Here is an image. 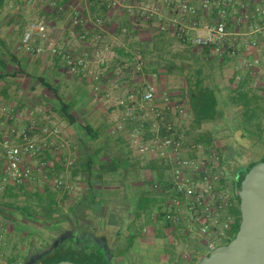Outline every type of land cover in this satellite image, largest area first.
<instances>
[{"label":"crops","instance_id":"obj_1","mask_svg":"<svg viewBox=\"0 0 264 264\" xmlns=\"http://www.w3.org/2000/svg\"><path fill=\"white\" fill-rule=\"evenodd\" d=\"M66 1H70L64 10L66 17L62 15L58 20L50 21L55 25L51 38L75 54L87 51L92 58L94 51L102 53L98 69H95L100 76L97 96L95 82L85 75L71 74L60 58L48 52L36 55L20 49L28 25L45 20L35 2L25 5L20 0H0V106L12 111L10 118L0 113V264H23L30 236L25 228L34 223L31 220L33 210H40L45 204H57V212L66 215L77 204H88L86 214L93 223L98 215L94 210L100 207H110L107 215L113 216L110 213L119 205L140 204V200L135 201L133 197L138 192L146 195L153 192L156 195L159 201L151 207L153 210L163 203L159 193L153 190L154 181L133 180L134 174L130 170L135 167L138 172L147 174L157 171L149 167V161L139 156L130 143V134L139 126L144 113L139 106L142 93L149 84L156 87L152 102L156 110L162 112L184 137L189 136L188 130L196 131L188 137L189 142H212L220 150L224 162L225 152L217 144L224 141L235 144L239 138L257 139L255 134L244 131L242 106L238 104L244 91L238 90L236 82L239 60L242 56L251 59V53L219 58L207 48L183 44L173 34L159 31L156 22L132 20L124 10H113L92 0ZM73 7H77L85 19V26L79 27L77 32L67 20ZM97 15H101L104 21L103 38L96 46H91L82 42L78 35L87 32L88 39L93 37L96 28L92 22ZM201 17L206 25L215 21L214 13L207 16L201 13ZM194 65L198 67L194 68ZM178 79L184 82L179 88L175 86ZM199 83L201 90H212L217 99V114L201 123L188 109V84L194 89ZM257 92L264 96V89ZM62 103L68 105V111L75 118L73 124L63 118ZM127 105L134 106L136 119L122 130H117ZM31 122L38 127L59 130L60 137L50 139L56 144L64 140L70 147L63 150L60 156L46 149L45 157L52 163L47 178L37 176L34 181L19 186L3 184L5 157L2 141L10 137L13 126L29 125ZM83 126H89L95 138L88 136L82 130ZM88 156L95 160L91 185L82 169ZM67 159L72 160L74 165L66 167ZM111 161L117 166L116 171L105 174L103 180L97 179L95 176L100 174L101 164ZM59 175L76 185L73 192L58 190L51 185V178ZM234 180L232 178L230 182ZM230 214L235 220L234 214ZM164 227L165 224L160 222L156 228L148 224L149 235L139 239L137 246L146 249L153 245L163 254L175 252V245L188 244L185 252L180 253L185 255L192 250L190 255H193L185 264H193L194 258L201 252L200 241L203 240L189 239L179 228L169 231ZM165 240L170 244H166Z\"/></svg>","mask_w":264,"mask_h":264},{"label":"built area","instance_id":"obj_2","mask_svg":"<svg viewBox=\"0 0 264 264\" xmlns=\"http://www.w3.org/2000/svg\"><path fill=\"white\" fill-rule=\"evenodd\" d=\"M20 1L25 5L35 2L40 10L49 7L63 12L66 9L62 0ZM92 1L113 10H124L134 21L156 22L159 31L173 34L183 44L207 48L219 58L251 53V59L242 56L239 60L236 81L242 83L248 78L250 88H264V0ZM201 13L206 16L214 13L215 21L211 25L204 24ZM67 20L73 29L85 26V19L77 7L69 12ZM92 23L96 28L93 37L88 39V33L82 32L78 38L96 46L103 38L102 16L97 15ZM54 28L55 25L47 20L31 22L22 36L20 49L36 55L48 52L60 58L71 74L85 75L95 82L97 96L100 76L95 69H98L102 53L96 50L92 58L87 51L72 53L51 38ZM155 95L153 84L142 93L139 108L144 113L139 126L130 134L131 146L142 158L158 163L163 177L154 182L153 190L163 199L158 207L163 213V222L177 226L189 239L203 240L200 244L209 252L229 238L234 221L229 211L237 205V189L228 180L223 155L214 148L189 142L152 105ZM134 110L133 105L125 107L117 130L136 119ZM0 113L10 118L12 111L0 106ZM59 134V130L38 127L35 122L10 128V137L2 141L5 164L1 182L19 186L34 181L37 176L47 178L52 163L45 157L46 149L60 156L70 147L64 140L56 144L50 139L60 137ZM73 165L72 160H66V167ZM64 178L63 175L51 178V185L73 192L75 186Z\"/></svg>","mask_w":264,"mask_h":264},{"label":"trees","instance_id":"obj_3","mask_svg":"<svg viewBox=\"0 0 264 264\" xmlns=\"http://www.w3.org/2000/svg\"><path fill=\"white\" fill-rule=\"evenodd\" d=\"M70 2V1H69ZM69 2L62 0L61 4L65 8L68 7ZM93 5V3H92ZM45 20L47 21H56L60 16L66 17L65 11L58 12L52 8L45 7L42 10ZM68 25L70 26L69 22ZM75 32L80 31V28L74 29ZM79 33V32H78ZM248 78L245 79L242 83H238L237 87L239 91H244L239 97V103L242 106L243 120L245 121V132L252 133L257 136L259 141L264 138V120H262V114L264 113V96H260L257 91L264 88H250L248 85ZM233 85L234 82L232 83ZM190 89L188 109L191 114L194 116L195 120L198 123H201L205 120H210L215 117L217 114V99L213 94L212 90L204 89L201 90V84L199 83L194 89ZM254 90L256 92H252ZM62 116L69 123L73 124L76 122L75 118L70 114L69 107L65 103L61 105ZM145 126H147L145 124ZM82 130L87 133L88 136L95 138L94 131L89 126H83ZM200 144L205 145L208 148H214L218 152L220 150L212 144L210 141H201ZM264 159H261L262 161ZM94 157L88 156L85 165L82 166L83 173L88 176V184L91 185V180L93 178L92 168L94 165ZM259 161V162H260ZM257 161L249 163L245 167L237 168L234 173L233 181L236 189L239 188L241 182L243 181L247 172L255 165ZM148 165L153 170L159 172V166L157 161L152 160L148 162ZM117 169L114 162H105L100 166V174L95 177L99 180H103L105 174L114 173ZM162 174L159 172L157 179L153 181L162 180ZM154 183L152 184V186ZM237 205L234 210H230L235 216L232 227L229 232V238L225 240L222 244L230 242L234 235L236 234L240 222V210L238 206V197L236 196ZM88 204H77L76 207L72 208L67 215H65L64 220H71L73 223L72 232H67V234L60 235L55 240L49 244L43 251L28 257L25 263L27 264H53L57 262L70 261L76 264H120L130 252L134 251L139 239L144 236L149 235L147 232V225L151 227L156 223H164V230H174L177 229V226H174L170 222H163V213L161 210H153L151 207H144L141 209L139 204H122L116 207L112 211L113 216L109 215V220L113 223H105L104 216L96 215L97 219L100 220L90 222L88 220L86 211ZM57 204H45L40 207V212H33L35 220H41L44 224L52 223L58 224L60 222V217L57 213ZM29 211V208L27 209ZM234 211V212H233ZM81 219L84 221L81 224ZM87 219L88 221H85ZM107 224L110 226H116L120 230L117 233L115 242L111 244V237L107 232V229L104 228ZM123 229H126L127 233L122 232ZM82 235V238L90 237L94 238L93 244L90 242L81 241V238H75L76 235ZM151 234V233H150ZM125 241L120 242V239ZM83 251L82 255H79L77 252ZM60 252H63L60 255Z\"/></svg>","mask_w":264,"mask_h":264},{"label":"rangeland","instance_id":"obj_4","mask_svg":"<svg viewBox=\"0 0 264 264\" xmlns=\"http://www.w3.org/2000/svg\"><path fill=\"white\" fill-rule=\"evenodd\" d=\"M195 67H198V65H194V68ZM182 85H184V82L178 79L176 81L175 86L179 88ZM262 120H264V113L262 114ZM188 131H189V136L185 135L187 137V138L185 137L186 139H188V137L190 138V136H193L196 132L194 130H188ZM237 141L238 142L235 144L232 143L227 144L224 141L222 142V144L216 145L218 147L221 145L220 147H222V150H224L225 152V156H226L225 166H226V175L228 177V180H232L237 168L245 167L251 162L254 161L259 162L261 159H264V138H262L259 141V139L256 138L250 139L247 137L246 139L239 138ZM111 155L113 157L116 156V154H111ZM108 158H110V155L108 156ZM130 170H132L134 174L132 177L133 180H137V181L145 180L146 182L157 179L158 175H156V173L157 174L159 173L157 171H153L155 173H149V174H147V172L144 173L143 171L138 172L137 170H135V167L130 168ZM74 186L76 187L75 184ZM133 197L135 201L136 199L140 200L139 207L141 209H143L144 207H154V205L159 201V199L156 197V195H154L153 192L151 193V195L149 194L146 195V194H142L141 192H138ZM109 208L100 207V209L94 210L98 214V216L102 215L104 216V218H106L105 223L106 222L113 223L111 220H109L110 217L107 215L109 214L110 211ZM33 212H40V210H33ZM64 214L65 213L63 212L58 213V216L60 217V222L58 224H52V223L44 224L42 222L35 220L34 218L31 219L32 221H34V223L31 225H27V227L25 228L28 234H30L26 246L27 249L26 259L43 251L49 244H51L55 240V238L60 236L63 232L72 230L73 223L71 222V220L68 221L64 220L65 217ZM88 220L85 219V221ZM96 221L97 223H99L100 220L98 219ZM80 222L81 224L84 223L82 219ZM157 224L154 226L155 228L157 227ZM104 228L107 229V232L111 237V244H113L116 241L115 238L117 237L116 235L120 229L116 226H110V224H107L106 226H104ZM122 232H124V234L127 233L126 229H123ZM161 236L163 237V234H161ZM124 241H125V236L124 239H120V242H124ZM165 243L168 245L170 244L168 240H165ZM175 246H176L175 252L170 251L168 253L165 252L163 254H160L157 251V249L154 248L153 245L148 246L146 249L143 248L141 249L140 245L138 246L136 245L135 247L136 249L132 251V254L126 257L120 264H173V263L185 264L187 261H189L190 256L193 255V254L190 255V253L193 251L189 250L190 253H186L185 255H183L180 252L181 251L185 252V250L188 248V244H184L180 246L175 245ZM200 251L202 252V254L208 253L205 246H202ZM77 253L79 255H82L83 251L81 252L78 251ZM62 254L63 252H60V255ZM194 259H196V262L193 264H197L200 258H194ZM25 262L26 260L23 262V264H25ZM42 263L44 264L43 261Z\"/></svg>","mask_w":264,"mask_h":264},{"label":"water","instance_id":"obj_5","mask_svg":"<svg viewBox=\"0 0 264 264\" xmlns=\"http://www.w3.org/2000/svg\"><path fill=\"white\" fill-rule=\"evenodd\" d=\"M236 195L240 210L236 234L230 242L202 256L197 264H264V160L251 167Z\"/></svg>","mask_w":264,"mask_h":264},{"label":"flooded vegetation","instance_id":"obj_6","mask_svg":"<svg viewBox=\"0 0 264 264\" xmlns=\"http://www.w3.org/2000/svg\"><path fill=\"white\" fill-rule=\"evenodd\" d=\"M67 232H72V230L71 231H65V232H63L64 233V235L65 234H67ZM63 233L61 234V235H63ZM75 238H81L80 240L81 241H85V242H90L91 244H93V242H94V238H90V237H85V238H82V235H76V237ZM205 255V253H203L202 254V252H200L199 254H197L196 255V257L195 258H201L202 256H204ZM196 262V259H194V263ZM27 264V263H26ZM30 264V263H29Z\"/></svg>","mask_w":264,"mask_h":264}]
</instances>
